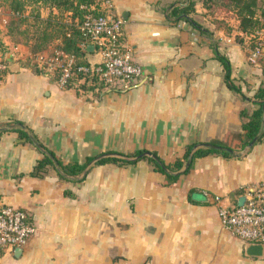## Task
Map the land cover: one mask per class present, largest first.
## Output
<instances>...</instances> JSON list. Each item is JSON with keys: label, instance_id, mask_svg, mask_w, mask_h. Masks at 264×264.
Here are the masks:
<instances>
[{"label": "crops", "instance_id": "0c3cea01", "mask_svg": "<svg viewBox=\"0 0 264 264\" xmlns=\"http://www.w3.org/2000/svg\"><path fill=\"white\" fill-rule=\"evenodd\" d=\"M112 1L125 19L122 38L144 68L141 78L128 88H66L36 71L27 56L31 49L23 45L26 53L10 57L0 74V117L22 118L65 160L79 161L146 148L169 162L192 140L225 141L240 132L264 85V56L249 59V35L239 19L230 31L206 13L212 0H196L193 16L208 35L168 17L170 5L184 0ZM60 42L56 38L49 48ZM216 50L229 58L233 81L250 99L230 87ZM87 57L98 55L92 48ZM245 151L240 157L199 156L172 183L145 159L96 163L75 182L54 170L32 176L43 153L17 131L4 132L0 202L27 209L36 232L20 255L0 254V264H264V248L249 254L219 212L245 186L264 180V137Z\"/></svg>", "mask_w": 264, "mask_h": 264}, {"label": "built area", "instance_id": "2783aa9c", "mask_svg": "<svg viewBox=\"0 0 264 264\" xmlns=\"http://www.w3.org/2000/svg\"><path fill=\"white\" fill-rule=\"evenodd\" d=\"M82 7L85 13L78 26L86 39L81 47L93 44L97 60L80 62L75 53L54 47L36 52L34 62L66 88L130 87L144 74V68L136 60L133 46L122 38L125 19L114 11L112 0H95ZM259 19L260 25L249 34V59L255 63L264 56V16ZM8 65L0 60V68ZM241 196L245 197L242 204L238 202ZM219 212L225 227L242 240L245 248L264 246V180L245 186L234 203L220 204ZM35 232L34 218L27 209L0 202V254L25 246Z\"/></svg>", "mask_w": 264, "mask_h": 264}, {"label": "trees", "instance_id": "16d2710c", "mask_svg": "<svg viewBox=\"0 0 264 264\" xmlns=\"http://www.w3.org/2000/svg\"><path fill=\"white\" fill-rule=\"evenodd\" d=\"M93 1L95 0H10L9 6L19 21L32 19L34 23H37V26L33 32H30L28 27L23 29V32H28L27 38L32 40L30 42L27 41V44H29L33 53L46 49L56 38H59L61 39L59 44L60 48L67 52L75 53L79 57L80 62H85L87 61V54L90 52V49L88 48L89 44L86 48L81 47V42L85 41L86 36L81 31L78 24L80 21H82L83 15L85 13V9L82 7V5L91 4ZM30 2H38L48 6L51 9L50 14L47 17H43L39 10L36 13L25 14L27 6L30 4ZM212 3H214L216 6L221 4L216 0H212ZM226 4L228 7H231L230 9L236 12L240 27L244 33L249 35L260 25L261 22L259 18L264 16V0H228V3ZM210 5L207 6L210 7ZM53 9H57V12H53ZM195 11L196 0H184L180 4L173 3L170 5L168 17L172 20L185 19L189 21L194 27L198 28L201 32L210 35L211 31L193 16ZM15 23L16 25H19L18 21ZM13 29V26L9 27L10 32ZM15 42L18 43L20 41ZM0 45L2 44L0 43ZM216 55L225 66V78L230 87L237 91L244 98L250 99L243 92L241 86L233 81L231 77L232 65L229 58L226 55L221 54L218 50H216ZM32 65L36 71L47 73V70L44 67L39 66L37 62H33ZM263 99L264 85H261L254 95V101L257 103V107L249 115V118L243 123L242 130L238 133L232 134L228 140H212L214 143L234 148L238 154H233L222 149L200 147L195 151L189 167L184 170H182V168L186 163L188 155L192 151L193 146L200 142L199 140H192L186 146L183 155L178 156L174 161L169 162L162 155H160L158 151L149 150L146 148L137 149L134 152L127 154L137 155L144 151H151L153 155H146L141 159L147 160L153 169L165 173L168 183L176 182L181 179L182 176L187 174L194 167L195 160L199 156L210 153H219L227 157H240L250 150L248 149L245 151L248 143L252 140L261 126L263 120ZM242 113L246 114V111L243 110ZM7 131H17L22 142H30L36 145L43 153V156L37 160L33 166V169L30 171L32 176L44 177L50 171L54 170L62 179L78 182L81 181L78 176L84 171L88 163L96 156L87 155L84 161L65 160L55 150L49 147L42 139H40L34 129L19 117L7 119H2L0 117V136ZM262 138H260V140H262ZM108 152L126 154L122 151ZM137 161L138 160H128L118 156H105L99 159L96 163L101 164L106 162H114L119 164H128L135 163ZM56 162L58 163V166L56 165ZM65 193L70 196L75 195L71 189H66Z\"/></svg>", "mask_w": 264, "mask_h": 264}, {"label": "rangeland", "instance_id": "374dc122", "mask_svg": "<svg viewBox=\"0 0 264 264\" xmlns=\"http://www.w3.org/2000/svg\"><path fill=\"white\" fill-rule=\"evenodd\" d=\"M216 1L221 4L216 6L214 3H212L210 5L211 8L207 6L208 11L206 13L212 15L214 22L221 21L222 25L230 29V31H232L233 28H237L238 17L236 12L230 9L231 7H228V5L226 4L228 3V0ZM9 3L10 0H0V43L2 44L0 45V60H6L8 64L10 62V57H19L21 54H23V52L26 53V51H24L25 49H22L23 45H25V47L30 48L29 44H27V41L30 42L32 40L27 38L28 32H23V29L25 27H28L30 29V32H33L37 26V23H34L32 19L26 21H19V19H17V16L14 15L12 10L10 9ZM47 7L48 6L40 4L38 2H30V4H28L27 6L25 14L36 13L39 10L41 14L46 15L50 11ZM17 21L19 25H16L15 22ZM10 26H13L14 28L11 32L9 31ZM15 41L20 42L17 43ZM50 45L53 46L55 45V43L52 42ZM49 46L46 49L52 50V48H49ZM30 53L27 55L29 56L28 60L33 63L35 61V53L31 51ZM1 69L5 70L4 68H0V74L3 73L1 72Z\"/></svg>", "mask_w": 264, "mask_h": 264}, {"label": "water", "instance_id": "95a60500", "mask_svg": "<svg viewBox=\"0 0 264 264\" xmlns=\"http://www.w3.org/2000/svg\"><path fill=\"white\" fill-rule=\"evenodd\" d=\"M93 47H94L93 44H89V46H88L89 49H92ZM262 102H263V120H262V123H261V126H260L259 130L254 135L252 140L248 143L247 148H250V147L254 146L260 140V138L263 137V134H264V99L262 100ZM200 147H211V148H215V149H222V150H227V151H229V152H231L233 154H237V151L234 148L230 147V146L217 144V143H214L212 141L198 142L197 144H195L193 146V149L190 152V154L188 155V158H187L186 163H185L184 167L182 168V170H184L187 167H189L190 163L192 162V159H193L195 151L198 148H200ZM146 155H153V154H152L151 151H144V152H142L140 154H137V155H128L127 153L126 154H119V153H116V152H105V153L98 154L88 163V165L86 166L84 171L78 176V178L83 180L87 176V174L90 171V169L92 168V166L94 164H96V162L99 159H101L102 157H105V156H118V157H121V158H124V159H128V160H139V159L143 158ZM56 165L58 166L57 162H56ZM244 200H245V197L241 196L239 198L238 202L240 204H242L244 202ZM263 248L264 247H263L262 244H252V245L248 246L247 252L249 254H252V255H259V254L263 253ZM22 251H23V248L22 247H18L16 249V254L20 255V253Z\"/></svg>", "mask_w": 264, "mask_h": 264}]
</instances>
